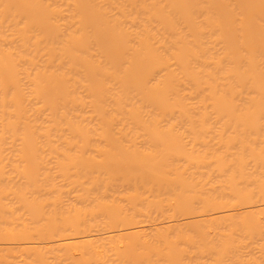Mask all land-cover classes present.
<instances>
[{"label": "bare ground", "instance_id": "bare-ground-1", "mask_svg": "<svg viewBox=\"0 0 264 264\" xmlns=\"http://www.w3.org/2000/svg\"><path fill=\"white\" fill-rule=\"evenodd\" d=\"M0 264H264V0H0Z\"/></svg>", "mask_w": 264, "mask_h": 264}]
</instances>
